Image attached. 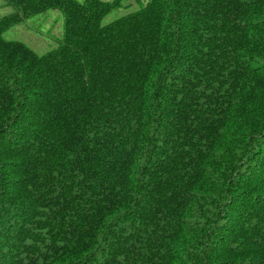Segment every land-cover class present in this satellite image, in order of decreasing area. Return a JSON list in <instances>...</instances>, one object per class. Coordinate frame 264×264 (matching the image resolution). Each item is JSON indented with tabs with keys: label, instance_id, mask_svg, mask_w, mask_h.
<instances>
[{
	"label": "trees",
	"instance_id": "trees-1",
	"mask_svg": "<svg viewBox=\"0 0 264 264\" xmlns=\"http://www.w3.org/2000/svg\"><path fill=\"white\" fill-rule=\"evenodd\" d=\"M4 3L0 264H264V0Z\"/></svg>",
	"mask_w": 264,
	"mask_h": 264
},
{
	"label": "rangeland",
	"instance_id": "rangeland-1",
	"mask_svg": "<svg viewBox=\"0 0 264 264\" xmlns=\"http://www.w3.org/2000/svg\"><path fill=\"white\" fill-rule=\"evenodd\" d=\"M148 0H122L121 6L113 8L104 18V22L137 10L145 5ZM11 9L10 5L0 0V15ZM64 16L58 11H50L35 15L9 28L5 35L25 41L39 53H44L58 43V38L63 33Z\"/></svg>",
	"mask_w": 264,
	"mask_h": 264
}]
</instances>
